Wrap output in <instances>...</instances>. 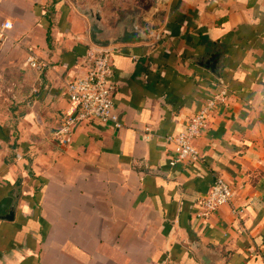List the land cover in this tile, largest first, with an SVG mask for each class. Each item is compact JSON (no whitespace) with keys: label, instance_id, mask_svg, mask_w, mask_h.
<instances>
[{"label":"crops","instance_id":"0c3cea01","mask_svg":"<svg viewBox=\"0 0 264 264\" xmlns=\"http://www.w3.org/2000/svg\"><path fill=\"white\" fill-rule=\"evenodd\" d=\"M4 23L0 264H264V0H0ZM106 46L121 127L61 144L66 85ZM211 101L201 160L171 165ZM217 178L234 198L201 219Z\"/></svg>","mask_w":264,"mask_h":264},{"label":"built area","instance_id":"2783aa9c","mask_svg":"<svg viewBox=\"0 0 264 264\" xmlns=\"http://www.w3.org/2000/svg\"><path fill=\"white\" fill-rule=\"evenodd\" d=\"M10 28V23H4L0 27V50L3 42L7 40V31ZM113 53L114 49L110 46L91 48L83 59L86 73L67 83L66 93L72 110L63 116L60 127L54 134V139L59 143L65 144L74 129L82 124L93 123L115 129L121 127L113 103L114 85L111 64ZM26 65L37 71L49 68L47 63L40 61L32 52L26 59ZM211 109H213L212 101L191 119L185 133L169 140L174 153L171 165L195 164L201 160V155L193 142L207 127L208 113ZM233 198L234 192L231 186L223 179L217 178L208 195L199 201L198 217L208 219L218 208L231 204Z\"/></svg>","mask_w":264,"mask_h":264},{"label":"water","instance_id":"95a60500","mask_svg":"<svg viewBox=\"0 0 264 264\" xmlns=\"http://www.w3.org/2000/svg\"><path fill=\"white\" fill-rule=\"evenodd\" d=\"M92 27H91V30H92V35H96V34H98L99 33V30H98V27H97V25H95V24H92L91 25ZM125 36V35H124ZM134 36V35H133ZM133 36H128V38H123L122 39V41H121V43H129V38H132ZM94 37V36H93Z\"/></svg>","mask_w":264,"mask_h":264}]
</instances>
